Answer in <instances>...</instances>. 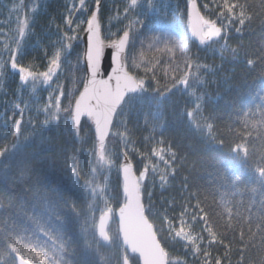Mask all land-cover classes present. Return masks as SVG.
Here are the masks:
<instances>
[{"label": "snow or ice", "instance_id": "1", "mask_svg": "<svg viewBox=\"0 0 264 264\" xmlns=\"http://www.w3.org/2000/svg\"><path fill=\"white\" fill-rule=\"evenodd\" d=\"M137 3L138 0H130L129 6L123 10L124 19L128 20V24L119 30L122 34H111L117 35L116 39L109 40L108 45L115 49L111 56L112 63L109 65L112 74L107 79H97L106 45L101 39V24L98 19L101 0H95L96 8L87 19V27L84 29L88 37L84 74L74 81V84H83L82 91L74 87L66 94L63 85L58 82V70L61 69L63 63L68 62L73 47L71 42L79 38L75 33L80 30L83 23H76L72 18L76 12L75 5L65 17L64 22L68 31L63 32L59 41L53 42V51L50 56L47 49L44 50L47 57L45 71L36 72L32 70V65L25 66L19 63L18 60L25 53L19 50V47L10 49L11 69L16 70L19 81L31 80L35 85L37 80L42 79L43 83L48 84L49 87H51L50 82L56 81V86L48 94L47 102L42 108L37 109L38 113H43L47 117L43 121L42 128L53 121L57 122L58 127V122L63 120L66 126L72 125L74 129H79L82 118L91 121L95 130V152L98 160H105L106 140L110 135L119 136L127 147L128 122L124 117L132 115L138 107L142 110L145 104L156 108L155 112L150 113L156 123L153 125L152 133L144 137V140L159 144L165 143L163 134L168 129L169 122L165 119L161 104L176 85L191 87L190 77L192 81L202 83V77L198 75L199 71L202 68L211 71L207 65L197 62L198 57L193 58L189 42L197 40L200 45H205L209 42H218L217 38L227 40V33L222 36L223 29L217 26V20L223 23L226 19L229 28L238 24L239 26L234 28L237 34L241 33L243 28L251 29L252 25L258 21L261 32L264 33V0H259L258 5L255 3L241 4L239 0L236 2L223 0L222 4H216L217 20L206 19L200 12L197 0H186L185 12L181 13V17L187 15L189 21L187 26L181 28L177 25L174 31L161 32L159 35L145 37V39L151 41L148 44L149 49L166 50L173 54L179 50L183 54L187 71H183L179 78L173 74L174 84L165 86L161 91L153 70L155 65L145 67V74L152 73L151 80L157 83V87L150 91L148 87L150 81H146L145 78H136L127 70L129 67H140L137 63L136 45L138 38L143 35L142 29L145 26V20L140 17L148 15L147 11H143L136 14L134 19L129 18V13L137 6ZM79 5L80 10H86L85 0H79ZM140 7L143 8V5ZM202 7L209 10L208 4H203ZM149 8L161 17V24L168 23L162 15V10L158 11L151 4V0H149ZM20 24L19 34L23 36L25 26H28L27 17L20 21ZM70 32L73 34H69ZM145 39H139L141 60L144 59ZM16 44L19 46L20 41L17 40ZM161 44L163 49L159 48ZM241 48H244L243 44ZM229 51L234 59L243 56L246 64L252 68L257 65L264 68V45L252 52L245 50L241 53L240 49L230 48L225 43L222 46V52ZM248 56H255L256 59H247ZM129 60H131V65L128 63ZM79 66L80 59L77 57L76 67L79 68ZM193 68L196 71H192ZM165 75L167 76V72ZM76 91H79L78 96L75 94ZM206 97L211 99L206 91L196 95L194 107L181 113L176 120L193 134L198 145H203L201 151L226 150L227 156L243 162L246 171L241 174V182L244 183L245 188L249 184L253 185L250 188L251 199L245 202L243 190L239 193H224L223 195L230 198L239 195L241 199L234 201L232 206H226L223 211L216 212L207 205V197L200 199L198 192L188 191L189 185L185 177L180 191L183 202L179 206L182 210L178 216L172 215L170 219L167 215L168 209L165 208L160 216L162 227L155 228L149 220L155 207L149 183L152 187L158 184L161 189H164L166 185L170 186V179H175L176 172L172 164L182 163L187 156H179L177 151L172 150L170 144L168 152L171 159L164 161L165 170H160L152 164L151 158L143 153H141L142 159L149 162L144 164L143 169L134 170L131 154L128 150H124L118 154L123 157V162L117 169L118 172H122V186L120 184L114 186L115 196H113V199L122 196L123 203L116 211L109 205L107 211L102 212L99 223V235L103 240L108 241L107 247L113 249L117 264H130V255L133 256V264H141V262L142 264H188L187 258L173 259L166 251V245L180 242L183 243L185 257L191 254L196 264H232L233 251L239 253L236 264H264V152L257 157L255 152L245 146L244 141L249 135L248 132L233 134L235 139L241 141L239 143L233 141L226 145L224 139H218V135L223 134L219 132L218 127L214 131V125L210 122L217 117L211 113L204 114L202 102ZM64 98L68 101L67 105L62 104ZM21 104L25 102L21 100L12 109L13 116L19 112L20 118L13 120V116H10L3 121L2 125L7 128L9 121H13L11 137L14 142L11 146L5 144L0 147V264H110L112 258L105 259L100 254L99 241H96L93 247L85 239L81 257H76L68 250L76 241L72 235H67V233L72 230L73 220L80 218L79 213H74V204L71 203L72 196L76 194L74 189L80 187L83 192L94 196L97 191V188L93 186L96 169H91L93 174L91 178L84 179L80 169L73 166L71 185L63 188L54 185L47 178L43 162L47 158L46 154L53 152L55 147L48 142L47 138L41 136L38 149L28 151L39 133L33 132L25 135L26 129L22 127V122L25 125L35 122L31 116L27 120L24 119L25 107L28 105L21 107ZM261 115L264 116V111ZM261 123L264 124V120H261ZM114 126L124 127L125 132H111ZM244 126L247 127L246 121ZM156 131L160 133L159 140L154 135ZM229 131L231 132V128ZM0 139L7 140L8 134H3ZM177 147L183 146L177 144ZM187 149L192 154L197 152V148L192 144H188ZM162 151L163 149L157 151L153 148L152 156L163 159ZM105 163L111 165L113 161L108 159ZM227 165L231 166V161H228ZM228 170L229 168L226 167L225 171ZM81 180H83L82 184ZM105 180H108L107 176ZM233 183L235 184V181ZM184 193H187V200H183ZM257 196L259 199L256 198ZM192 199H195L196 203L190 206L187 201ZM164 203L175 206L177 202L173 198ZM221 203L228 204V201L221 200ZM253 208L256 209L255 212ZM91 212L92 205L90 204L89 212L84 215L86 223L94 219ZM112 216L118 218L119 225L114 239L110 238L106 231L107 221ZM193 225L200 226L199 234L195 236L189 231ZM90 228L94 234L95 225H91ZM88 231L89 228L82 226V234ZM236 244L241 247L235 248ZM221 247L224 249L222 255H214L213 249ZM69 256L72 258H66Z\"/></svg>", "mask_w": 264, "mask_h": 264}, {"label": "trees", "instance_id": "2", "mask_svg": "<svg viewBox=\"0 0 264 264\" xmlns=\"http://www.w3.org/2000/svg\"><path fill=\"white\" fill-rule=\"evenodd\" d=\"M236 2V0H230ZM223 0H197V5L201 14L206 19L217 20L216 4H222ZM239 3H255L259 4V0H239ZM78 4V5H77ZM130 0H101L98 19L101 24V35L105 42L110 39H116L118 34H122L119 30L123 29L128 24V20L124 19V8L129 6ZM151 4L158 11L162 10L163 17L168 23L161 24V17L149 8V0H138L137 6L129 13V18L134 19L136 14L147 11L148 15H141V19L145 20V26L142 29L143 35L137 40L136 54L137 63L140 67H129L127 70L136 78H145L150 81L148 87L155 89L157 83L151 80L152 73L145 74V67L155 65L153 69L156 73V80L159 81L160 90L163 91L165 86H172L174 80L173 74L177 78L182 75L183 71H187L184 65L183 54L176 50L175 53L165 51H157L155 48L149 49L148 44L153 35H159L161 32L174 31L177 25L181 28L187 26V15L181 17V13L185 12L186 0H151ZM208 4L209 10H205L202 5ZM76 6V12L73 19L76 23H81V28L75 33L79 38L73 40L71 55L68 57V62L63 63L59 71V83L63 85L64 91H68L74 87L81 90L82 83H75L83 73L82 61V33L87 18L91 14L95 6V0H85L86 10H80L79 0H0V136L7 133L8 139H0V147L5 144L11 146L14 142L11 137V129L13 121L10 120L8 127H3V121L10 116H13L12 109L16 103L21 100L28 105L21 104L25 107L24 119L29 116L34 120V124L25 125L22 122V127L26 129L25 135L36 132L34 143L28 148V151L36 150L39 147L41 136L47 138L48 142L55 147L53 152L47 153L44 163V171L47 178L54 184L60 187L71 185L72 173L71 168L77 166L81 171V176L84 179L92 177L91 169H96L95 180L93 186L97 188L95 195H90L82 191L80 187L74 189L75 195L72 196L71 203L74 204V213H79L80 218L74 219L71 225V231L67 235L74 237V243L69 247V252L74 253L76 257H81L84 249V241H87L95 247V242L99 241L100 254L108 259L111 257L110 264H117L112 248L107 247V243L98 239L96 231L93 234L90 226L97 224L99 215L107 211L110 205L114 211L118 210L123 197L113 199L115 196L114 186L121 184L119 172L117 171L123 157L118 155L124 150H128L132 157L134 170L136 168L143 169L148 160L141 157V153L151 158V163L156 165L160 170H165L164 161L171 159L168 152L169 145L174 151H177L179 156H187V159L182 163L176 162L172 167L176 169L175 179H170V186L166 185L161 189L157 184L152 187L149 183V190L153 192V202L155 207L153 214L149 216L150 222L155 228H161V214L167 208V215L171 219L172 215H179L182 210L179 206L182 203L180 195L181 186L185 182L189 185V192H198L199 198L207 197V205L216 212H221L226 206H232L234 201L241 199L239 195L230 198L223 195L224 193H239L243 190V199L245 202L252 197L249 184L245 188L241 182V174L245 173L246 166L240 160H233L225 154L226 150L212 149L210 151H201L203 145H198L193 138V134L188 129L177 122L176 117L181 113L191 110L195 105L196 95L207 92L211 97H207L202 102L204 114H214L217 119L210 122L214 125V131L218 130L223 135H218V139H224L226 145L235 141L234 133L248 132L249 135L244 141L245 146L250 151L256 153L257 157L264 152V116L261 115L264 111V68L257 65L252 68L246 64V59L241 56L239 59H234L231 52H222V46L227 43L230 48H237L241 53L245 50L252 52L254 49H259L264 45V33L261 32L259 22L257 21L251 29L243 28L241 33L234 32V28L239 26L233 25L227 27L228 21L225 19L223 23L217 20V26L222 27V36L227 33L228 39L217 38L218 42H209L205 45H200L194 40L189 42L191 55L195 59L198 57V63L207 65L211 71L201 69L198 73L202 77V83L192 81L190 77L191 87L176 85L167 98L163 100L161 108L165 113V119L169 122L168 129L163 134L165 143L159 144L154 141H145L152 133L153 125L156 123L150 115L155 112L156 108L149 107L147 104L142 110L138 109L132 114L124 117L127 120L126 136L128 139L127 147L119 136L110 135L106 141L105 160L111 159V165L105 163V160H98L95 152V137L90 124L86 120H82L79 129H74L72 125H65L63 120H60L59 126L57 122H50L49 125L42 124L47 117L43 113H38L37 109L43 107L47 102L48 94L52 88L56 86V81L48 84L43 83L42 79L37 80L35 85L29 80L28 82L19 81L16 70L11 69V54L10 49L22 50L25 55L18 60L19 63L25 66L32 65V70L36 72L45 71L47 68V57L44 50L47 49L50 56L53 48V42L60 40L63 32L68 31L65 25V17L69 10ZM143 5V8L140 7ZM215 9V11H212ZM251 12V10H249ZM27 17L28 26H25L24 35L19 34L21 27L20 21ZM247 23V22H246ZM59 26V28H58ZM139 27V26H137ZM116 33L117 35H111ZM73 34V33H69ZM139 39H145L143 48L144 59L139 58L140 44ZM20 44L17 46L16 41ZM241 44L244 48H241ZM163 49V45H159ZM128 49L126 48V52ZM223 56V59H222ZM77 57L80 59L79 68L76 67ZM247 59H256L255 56H248ZM131 65V60H129ZM179 66V67H177ZM192 71H196L195 68ZM167 72V76L165 73ZM79 91H76L78 95ZM67 99H62V104L67 105ZM247 113V116H245ZM20 113L16 112L14 119H19ZM187 118L185 117V120ZM247 122L245 128L244 122ZM231 128V132L229 131ZM125 132L124 127L114 126L111 132ZM156 139H160L159 131L154 133ZM177 144L183 147H177ZM192 144L197 148L195 154L189 153L187 145ZM155 148L161 152L163 159L152 156V149ZM134 150V151H133ZM74 158V159H73ZM104 161V162H103ZM231 161V166L227 162ZM226 167L229 168L225 171ZM138 175V172H137ZM108 180H105V177ZM158 180V177H157ZM235 181V184L233 183ZM83 180H81V184ZM175 198L177 202L175 206H169L164 201ZM259 199V197H256ZM183 200H187V193H184ZM221 200L228 201V204H222ZM189 205H195L196 200L187 201ZM147 203V200H145ZM92 205L90 213L94 219L85 222L84 215L89 212V205ZM191 210V208H190ZM206 210L208 208L206 207ZM256 209L253 208V212ZM190 222V221H189ZM191 223V222H190ZM82 226L89 228L86 234H82ZM187 227V225H186ZM200 226L193 225L189 231L193 236L199 234ZM107 233L110 238L114 239L118 233L117 222L115 216L111 217V221L107 228ZM167 235V233H164ZM238 235V233H237ZM93 236L95 237L93 239ZM67 238V237H65ZM163 243V241H162ZM166 251L170 253L173 259L184 260L187 258L188 264H196V260L191 254L185 257V249L183 243H172L165 246ZM235 248L241 245H234ZM224 249L214 248L213 254L222 255ZM71 259L72 257H66ZM239 259V253L233 251L231 255L232 264H236ZM130 264H133V257L129 258Z\"/></svg>", "mask_w": 264, "mask_h": 264}, {"label": "water", "instance_id": "3", "mask_svg": "<svg viewBox=\"0 0 264 264\" xmlns=\"http://www.w3.org/2000/svg\"><path fill=\"white\" fill-rule=\"evenodd\" d=\"M96 8V5L94 6L93 10ZM92 10V11H93ZM90 17V16H89ZM88 17V18H89ZM87 18V19H88ZM87 21V20H86ZM187 22L189 23L188 19H187ZM87 27V23H85V26H84V29ZM83 29V33H82V43H83V47H82V60H83V67H84V59H85V52H86V48H87V33L84 31ZM100 35H101V29H100ZM101 39H102V36H101ZM103 40V39H102ZM196 43L199 44V42L197 40H194ZM105 42V41H104ZM105 48H104V53H103V56L101 58V62H100V73L99 75L97 76V79H107L109 75H111V68L109 67V65L112 63L111 61V56H112V53L115 52V49L108 46L109 45V42H105ZM107 69V71H105ZM131 74V73H130ZM132 75V74H131ZM83 90V84H82V87H81V90ZM79 95V93H78ZM77 95V96H78ZM85 119V118H82V120ZM86 120V119H85ZM87 121V120H86ZM88 124H90L91 126V129L93 130V133H94V137H95V130H94V125H92V122L91 121H87ZM95 140H96V137H95ZM123 162V159L121 161V163ZM120 163V164H121ZM119 176H120V180H121V184H122V179H123V176H122V172H119ZM116 218V222H117V228L119 227L118 225V218ZM111 221V218L108 219L107 221V224H106V231H107V228H108V225ZM99 223H100V216L97 220V224H96V235L98 237V239L102 242H105L107 243L108 241H105L103 240L102 237H100L99 235ZM129 257H133L132 255H130ZM142 264V262H141Z\"/></svg>", "mask_w": 264, "mask_h": 264}, {"label": "rangeland", "instance_id": "4", "mask_svg": "<svg viewBox=\"0 0 264 264\" xmlns=\"http://www.w3.org/2000/svg\"><path fill=\"white\" fill-rule=\"evenodd\" d=\"M77 5H78V4H77ZM105 155H106V154H105ZM103 162H104V161H103ZM101 214H102V213H101ZM101 214H100V215H101ZM100 215H99V216H100Z\"/></svg>", "mask_w": 264, "mask_h": 264}]
</instances>
